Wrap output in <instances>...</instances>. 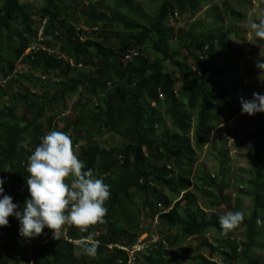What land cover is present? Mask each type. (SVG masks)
Instances as JSON below:
<instances>
[{
	"label": "trees",
	"instance_id": "16d2710c",
	"mask_svg": "<svg viewBox=\"0 0 264 264\" xmlns=\"http://www.w3.org/2000/svg\"><path fill=\"white\" fill-rule=\"evenodd\" d=\"M34 1L0 0V199L8 195L18 211L23 207L29 196L23 192H28V157L52 130L68 134L74 147L81 143L78 158L109 185L110 197L106 222L89 229L99 233L95 257L85 255L82 247L73 249L63 237L54 240L48 229L34 239L18 240L19 228L10 216L8 226L0 228L6 237L0 239V264H125V253L106 246L133 245L146 233L142 219H156L164 240L133 264H172L175 248L207 231L220 237L218 247L204 244L220 256L219 264L238 258L258 264L248 256L257 248L258 228L264 224H257V219L264 221V112H257L252 134L256 167L244 182L247 191H239L252 200L248 216L242 211L240 225L247 232L243 248L230 242V232L222 235L219 224L221 207L241 211L225 193L227 153L217 176L192 173L197 152L219 124L218 114L241 109L243 96L231 98L221 84L231 72L221 61L231 49L229 36L235 34L225 29L222 16L241 22L242 14L225 0L220 9L213 0H156L151 14L135 6V0L84 5L78 0ZM32 8L42 24L37 31ZM177 15L187 22L185 28L178 26ZM40 29L41 44L55 53L38 51L21 59L37 42ZM22 64L37 77H26L20 69L13 75ZM92 103L94 109L87 112ZM51 107L58 113H51ZM70 113L75 116L71 121L65 119ZM106 135L122 145L104 148L94 139ZM193 193L214 212L207 216L199 210ZM82 235L86 233L72 227L67 232L69 239ZM28 242L29 259L23 250ZM198 260L209 264L203 257L189 262Z\"/></svg>",
	"mask_w": 264,
	"mask_h": 264
},
{
	"label": "rangeland",
	"instance_id": "374dc122",
	"mask_svg": "<svg viewBox=\"0 0 264 264\" xmlns=\"http://www.w3.org/2000/svg\"><path fill=\"white\" fill-rule=\"evenodd\" d=\"M78 1L84 5L88 1L92 0ZM222 1L224 0H213V4L220 9ZM225 1L233 9L240 12L243 19L241 22H230L222 16L225 29L233 30L235 34H231L229 36L228 42L231 44V49L227 56L221 61L226 68H231V72L222 78L221 84L229 89V96L231 98L239 99L240 96H243L245 100L251 101L253 93L264 95V72L261 73V71L256 67L257 62L262 61V57H264V41H259L254 38L249 28L250 21L258 22L261 17H264V0ZM29 3L32 5H34V3L36 4L34 0H29ZM109 3L110 2L107 1V5H110ZM134 5L142 12L151 14L156 8V0H135ZM35 10L36 9L32 8L31 12L34 15L35 21L33 29L34 31H37L42 24L39 21V18L35 15ZM203 12L204 10H201L198 16L202 15ZM196 18L198 17L196 16ZM176 19L179 20L178 26L180 28L186 27L187 22L185 19H181L178 15L176 16ZM3 46L4 44H2V47ZM20 70L26 77L31 75L37 77L36 71L29 69L27 65L22 64ZM76 72L78 71H73L74 75H76ZM74 102L75 99L68 101L70 111H72L71 108ZM94 105V103L89 105L87 107V112L94 109ZM50 112L58 113V108L51 107ZM256 114L257 113L252 116L241 114V109L238 111L231 110L227 115L221 111L218 114L219 124L217 127H214L207 136V145L201 151L197 152L196 165L192 170L194 175L205 172L209 176H217L221 167V161L224 160V155L227 153L228 160L227 167L224 169V177L228 183V189L225 193L231 195L234 202L239 205V209L245 213V216H248L249 211L252 208V200L249 197L242 195L239 191H247L248 188L244 186V182L249 180L256 167L254 159L256 144L252 138V134L256 130ZM65 117V119L71 121L75 116L70 113L65 114ZM162 120H164L168 128H171V122L167 118L163 117ZM94 139H97L100 146L104 148L120 147L122 145V141L113 135H106L104 137ZM80 145L81 143L79 146ZM78 147H74V151L77 156ZM23 192L28 194L26 189ZM193 195L195 198V205L199 210L204 211L207 216L214 212L205 208L206 203L198 194L193 193ZM227 212L229 211H226L223 207L218 210V214L220 216L226 214ZM14 221L17 228H19L20 224L15 216ZM141 226L146 230V233H154L155 230L156 234L160 236L158 231L160 230L159 228H162V226L158 223V226L153 228L154 220L150 221L149 219H142ZM44 230L46 231L47 228ZM162 230L163 231L161 233L166 235L167 233H165V228ZM258 230L260 232V237L256 244L257 248L253 249L248 257L250 260L256 261L258 264H264V224L261 225ZM171 233L178 234L176 230H173ZM143 235L144 234L141 236ZM246 235V229L239 225L230 232V242H233L237 246L243 248ZM161 237L164 240L163 235ZM219 238V235L215 232L207 231L199 237L186 240L174 249V262H172V264H208L207 262L203 263L199 260L189 262L190 258L197 259L198 257L205 258L209 264H219L221 261L220 256L204 246V244L207 243L214 247H218ZM0 239L2 241L6 240L3 233H0ZM157 245L161 246L159 243ZM15 252L16 248L11 250V253L14 254ZM230 264H247V261L238 258L237 261Z\"/></svg>",
	"mask_w": 264,
	"mask_h": 264
},
{
	"label": "clouds",
	"instance_id": "9594fccd",
	"mask_svg": "<svg viewBox=\"0 0 264 264\" xmlns=\"http://www.w3.org/2000/svg\"><path fill=\"white\" fill-rule=\"evenodd\" d=\"M254 38L264 41V17L258 22H249ZM264 61V57H262ZM256 67L264 72V62ZM241 114L252 116L264 112V95L253 93L252 100L240 98ZM26 146V145H25ZM25 183L29 198L23 207L3 195L0 199V228L8 226V218L15 216L19 221V234L26 239L39 237L47 228L54 240L64 236L65 227L77 229L82 235L77 243L88 257H95L100 241L96 225H102L108 209L105 202L110 197L109 185L103 178H97L92 169L74 151L71 137L63 131L52 130L41 138L39 145L28 157ZM4 180L0 178V194ZM244 220L242 211L227 212L219 217L222 235L237 228ZM264 223L257 219V224Z\"/></svg>",
	"mask_w": 264,
	"mask_h": 264
},
{
	"label": "built area",
	"instance_id": "2783aa9c",
	"mask_svg": "<svg viewBox=\"0 0 264 264\" xmlns=\"http://www.w3.org/2000/svg\"><path fill=\"white\" fill-rule=\"evenodd\" d=\"M43 41L42 38V29H40L38 31V35H37V42L30 44V46L28 47V49L25 51V53L22 55L21 59H23L25 56H27L28 54H34L38 51H43L46 52L50 55H53L55 52L51 51L49 49H47L46 47H44L41 43ZM60 58V57H59ZM79 68V67H78ZM19 69L17 68L16 71L13 73V75L19 73ZM158 226L157 220H154V226L153 228H156ZM70 227H65L64 229V236L63 239H65L72 247L73 249H78L81 248V246L77 243L78 240L81 239L77 238V239H69L67 236V232L69 230ZM149 233V232H148ZM144 233L143 236L139 237L136 242L129 246H123V245H119V244H114V245H107L106 249L109 251H121L123 253H125L127 255V260L125 264H133L136 258H142L144 256H148L150 251H153L154 248L157 246V244L159 243H163L162 237L158 236L154 230V233ZM87 235V234H86ZM99 237V233L98 236L96 237V239H98ZM16 239L18 240H26V238L22 237L19 234V229H17L16 231ZM30 248H31V243H27V245L24 247V251L26 252V258L29 259V253H30ZM30 263L32 264V262L30 261ZM10 264H25L22 261L16 262V263H10Z\"/></svg>",
	"mask_w": 264,
	"mask_h": 264
}]
</instances>
